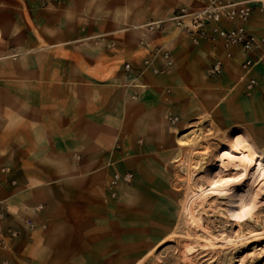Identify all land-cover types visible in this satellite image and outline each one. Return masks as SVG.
<instances>
[{"label": "crops", "instance_id": "1", "mask_svg": "<svg viewBox=\"0 0 264 264\" xmlns=\"http://www.w3.org/2000/svg\"><path fill=\"white\" fill-rule=\"evenodd\" d=\"M247 1V28L264 35V0ZM200 5L0 0V232H18L0 248V260L79 259L76 249L92 245L96 216L129 213L160 192L164 168L198 127L264 146V57L252 52L258 62L244 71L238 48L194 44L168 21L180 7ZM155 21L163 23L147 31ZM163 51L172 67L157 74L146 68L136 78L144 59L163 70ZM216 62L220 73L208 74ZM126 173L129 183L112 186L114 174ZM24 218L37 228L29 230Z\"/></svg>", "mask_w": 264, "mask_h": 264}, {"label": "rangeland", "instance_id": "2", "mask_svg": "<svg viewBox=\"0 0 264 264\" xmlns=\"http://www.w3.org/2000/svg\"><path fill=\"white\" fill-rule=\"evenodd\" d=\"M232 135L196 128L163 189L129 213L98 212L92 245L61 264H264V146Z\"/></svg>", "mask_w": 264, "mask_h": 264}, {"label": "built area", "instance_id": "3", "mask_svg": "<svg viewBox=\"0 0 264 264\" xmlns=\"http://www.w3.org/2000/svg\"><path fill=\"white\" fill-rule=\"evenodd\" d=\"M201 5L196 9H190L186 6H182L178 9L176 14L168 18V21L183 34L187 35L190 41L197 44L201 41L207 42H219L226 50L231 48H238L243 54L244 59L240 63V67L244 71L250 70L258 60L251 57L252 52H260L264 57V35H257L251 32L247 28V23L250 19L252 6L251 2L247 0H200ZM163 21H155L146 24L147 31H153L158 29ZM159 52V49L156 50ZM228 57L230 53L226 54ZM163 60L164 69L159 70L153 66V62L150 59H144L142 61L144 69L137 72L135 75H141L146 68L150 69L153 74L168 71L173 61L167 51L160 53ZM123 68L125 72L131 74L132 66L129 63H124ZM221 65L219 62L214 63L208 68L207 72L210 75H216L220 73ZM249 87L255 85L253 78L249 79ZM134 98V95L132 96ZM168 120L172 123L177 121L176 117H169ZM6 167L1 168L2 172L7 171ZM132 180V175L129 173L114 174L111 179V184L116 185L118 183H129ZM14 183V181H11ZM113 195V194H112ZM35 211L38 212L43 209L42 204L35 206ZM5 212L0 205V222L4 219ZM24 225L29 230H35L36 224L31 218L23 219ZM42 229L46 228L45 224H41ZM18 232L12 228H8L6 233L0 232V248L6 249L10 239L16 238ZM0 264H7V261L2 259Z\"/></svg>", "mask_w": 264, "mask_h": 264}, {"label": "bare ground", "instance_id": "4", "mask_svg": "<svg viewBox=\"0 0 264 264\" xmlns=\"http://www.w3.org/2000/svg\"><path fill=\"white\" fill-rule=\"evenodd\" d=\"M259 1H260V0H259ZM248 156H249V155H248ZM249 157H250V156H249ZM249 157L246 156L245 158H248V159H249ZM250 160H251L252 163L258 164V160H257V159H255V158L252 157V158H250ZM259 164H260V163H259Z\"/></svg>", "mask_w": 264, "mask_h": 264}]
</instances>
